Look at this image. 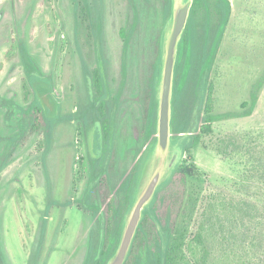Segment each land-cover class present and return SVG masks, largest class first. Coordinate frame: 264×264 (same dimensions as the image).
Instances as JSON below:
<instances>
[{
  "label": "rangeland",
  "instance_id": "1",
  "mask_svg": "<svg viewBox=\"0 0 264 264\" xmlns=\"http://www.w3.org/2000/svg\"><path fill=\"white\" fill-rule=\"evenodd\" d=\"M229 2L231 14L222 34H213L209 41L206 69L200 79L188 81L179 109V116L197 108L204 118L212 116L210 122L201 119L210 131L198 129L196 143L186 151L183 145L192 134L170 137L164 157L155 145L134 182L137 198L160 165L157 188L177 165L198 168L200 175L187 179L188 204L185 200L177 218L190 238L198 230L203 235L189 264H264V248L254 247L264 245V179L252 170L253 159L264 165V0ZM102 5L106 64L100 43L90 32L93 0H81L77 8L74 0H0L3 264H84L91 239L101 244L104 238L106 215L99 195L104 171L110 175L115 205L120 199L117 190L132 172L162 25L161 2L102 0ZM213 6L209 0L208 6L195 11L198 48L204 43L207 16L210 33L214 32ZM171 24L172 19L161 35L163 54ZM20 44L32 59L34 72L44 78L35 81L34 95L46 112L72 115L55 126L44 162V126L32 125L33 94ZM81 55L90 71L102 73L105 99L112 104L108 155L100 167L96 163L105 138L95 124L87 128L81 124L84 107L96 111L99 105L91 72L83 73ZM159 212L167 213L164 204ZM153 243L154 238L138 249L142 260Z\"/></svg>",
  "mask_w": 264,
  "mask_h": 264
},
{
  "label": "trees",
  "instance_id": "2",
  "mask_svg": "<svg viewBox=\"0 0 264 264\" xmlns=\"http://www.w3.org/2000/svg\"><path fill=\"white\" fill-rule=\"evenodd\" d=\"M80 1L81 0H74L76 8L80 5ZM129 1L131 3L133 2V0ZM208 1L209 0H193L185 29L178 43L173 75L170 125L172 138L180 137L187 132L192 134L189 142L183 145L184 151L196 143L198 138L196 132L198 129L202 132L210 131V126L203 125L201 119H205V121L209 122L212 119V116L210 115L205 118L201 116L198 108L189 114L179 116V109L181 107L182 99L184 98L187 83L191 78L195 80L201 78L203 71L206 69L208 63L207 59L212 47V44H210L209 41H212L213 38H215L213 34L217 32L218 35L222 34L225 24L231 14V4L229 0H212L216 13L214 32L210 33V17L207 16L204 43L198 48L196 44L197 32L194 14L199 7H202L205 4L208 6ZM160 2L162 25L158 36L157 53L149 79L145 120L143 127L139 131L140 144L133 155V169L127 176L125 175L121 187L117 190L120 199L116 205L110 192L109 172L107 170L104 171L99 183V195L104 202L103 208L106 215L104 238L101 244H98L97 240L95 241L93 238L91 239L84 264H107L115 254L125 225V216L136 200L134 182H136L138 174L157 142L156 125L159 94L157 78L162 70L163 62L161 35L172 16V0H160ZM102 7V0H93L95 14L92 23H90V32L95 38L97 37L103 55V62L106 64L107 59L104 57L103 49ZM121 35L124 38L126 37V34L123 31H121ZM20 51L22 53L25 70L28 71L27 84L33 94L32 105L34 106L35 117L32 125L34 128L41 125L44 126L46 142L42 153V161L44 162L45 156L51 145L55 126L60 122L72 118V115H49L46 112L44 104H42L38 97L36 98L34 95V91H36L35 81L44 78L37 72H34L31 67L33 66V61L25 51L23 44H20ZM81 63L85 76H88V73L91 72L95 94L97 96L96 99L99 101L96 111L93 110L92 107H84L81 124L84 128L95 124L105 138L104 146L102 147V154L97 159L96 163V165L100 167L108 155V133L112 104L108 99H105L107 95L106 85L99 69L90 71L82 55ZM259 84L260 82L257 85ZM255 91L256 87L254 86L250 95L252 105L256 101ZM253 162L252 170L260 172V176H262L261 178L264 179V165L262 161L253 159ZM199 172L198 168L193 164L177 165L172 171L169 179L160 184L154 193V197L151 200L149 207H145L142 211L141 221L137 227L129 253L123 264H189L190 256H194L196 253L195 249L199 248L198 245H202L203 235L201 231L198 230V232L190 238L188 228L183 224L177 223V218L182 206L185 204V200L188 204L185 189L187 179L189 177H198L200 175ZM191 200L192 199H190L189 202ZM162 204L165 205L167 213L161 214L159 212V207ZM193 207L194 206L192 205L191 208L193 209ZM262 217H264V215ZM153 238L154 243L152 246L148 245L146 247L143 253L144 259L142 260L141 257L137 255L138 249L145 242ZM257 239L258 236L256 237V240ZM253 242L254 240H251V246L254 245ZM99 246H101L100 249ZM254 247L256 249L264 248V245L262 242L260 244L255 243ZM0 264H3L1 255Z\"/></svg>",
  "mask_w": 264,
  "mask_h": 264
},
{
  "label": "water",
  "instance_id": "3",
  "mask_svg": "<svg viewBox=\"0 0 264 264\" xmlns=\"http://www.w3.org/2000/svg\"><path fill=\"white\" fill-rule=\"evenodd\" d=\"M193 0H172V24L165 39L162 62L161 85L157 107V150L164 157L169 148L171 137V105L173 75L177 57L178 43L185 29ZM163 165L157 167L147 184L129 210L121 239L115 254L107 264H123L129 253L137 227L142 218V211L151 202L162 175Z\"/></svg>",
  "mask_w": 264,
  "mask_h": 264
}]
</instances>
